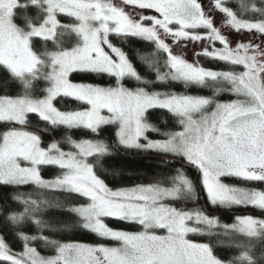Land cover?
I'll return each mask as SVG.
<instances>
[{
    "label": "snow or ice",
    "instance_id": "snow-or-ice-1",
    "mask_svg": "<svg viewBox=\"0 0 264 264\" xmlns=\"http://www.w3.org/2000/svg\"><path fill=\"white\" fill-rule=\"evenodd\" d=\"M258 2L261 6L241 4L249 17L245 19L238 18L230 0H45L42 22L26 35L13 32L18 51L6 58L12 42L6 45L3 28L5 22L11 24L13 13L9 0H0V66L7 67L25 88L23 95H0V125L5 128L0 131V187L35 186V196L32 192L5 197L22 204L23 210L7 217L12 230L0 229V264H224L211 244L188 238L203 234L201 226L210 236L223 235L232 246L245 249L237 259L253 264L249 255L253 246H264V217L237 216L232 224H220L205 209L186 207L198 200V194L182 170L172 176L158 174L153 183L113 190L89 162L93 158L99 164V158L109 153V144L102 139L77 141L67 133L56 140L54 134L84 128L99 137L105 126H111L114 143L125 149L180 157L194 167L212 206H252L264 212V190L230 186L221 180L234 176L264 182V0ZM221 14L224 20L217 26ZM58 15L73 17L77 24L61 25ZM59 28H70L79 38L75 47L59 48ZM225 28L251 36L236 42ZM112 37L153 46L138 53L143 71ZM33 39L51 42L57 50L38 54L31 46ZM189 42L208 46L189 53ZM161 54L166 56L163 66ZM192 55L222 62L228 70L206 68L191 60ZM45 66L51 69L47 74L40 72ZM74 74L99 77L101 82H73ZM42 76L48 84L43 95L28 94L33 81ZM129 81L136 86L129 87ZM171 82L185 88H212L213 95L152 90ZM225 93L236 98L221 102L218 97ZM58 98L85 107L61 110L56 106ZM152 109L170 113L181 130L163 131L151 123ZM30 115L38 116L45 126L28 129ZM153 134L162 138H152ZM62 143L71 150L64 151ZM45 166H57L62 174L45 179L41 172ZM46 190L84 198L86 203L70 210L79 227L119 246L61 242L45 235L58 229L43 214L51 207H62L58 200L43 198ZM106 219L138 225L142 231L116 230ZM26 223L35 226L38 235L14 231ZM231 233L240 238L232 239ZM10 237L22 242L21 251L13 250L7 242ZM36 245L55 254L42 256Z\"/></svg>",
    "mask_w": 264,
    "mask_h": 264
},
{
    "label": "trees",
    "instance_id": "trees-1",
    "mask_svg": "<svg viewBox=\"0 0 264 264\" xmlns=\"http://www.w3.org/2000/svg\"><path fill=\"white\" fill-rule=\"evenodd\" d=\"M29 0H20V6L16 8L13 16L14 23L17 25L21 31H27L30 24H38L45 17V9L43 4L37 5L36 7L31 6L28 2ZM241 4H248L249 6L252 4L259 5L258 0H230L229 6L233 9V11L237 12L238 18H249L244 16L243 9L240 7ZM148 14H151L149 11ZM59 21H61L64 25L72 24L75 21L70 16L58 15ZM59 33H62L60 37L59 48H71L72 46L77 45L79 38L69 29V28H60L58 29ZM225 34L228 32H232V37L238 38L243 37L241 33H236L234 30L225 28ZM241 39V38H240ZM113 43L121 47L125 52L129 53L130 57L133 59L134 64L137 65V70L143 71V64L139 60V54H144L147 51L153 50V46L147 44L144 41H139L137 43H128L127 41L122 40L121 38L112 37ZM171 43V41H168ZM206 45L205 42H201L196 44L195 46L189 42L188 43V52L193 53L197 50H201L202 46ZM217 45V44H216ZM31 46L35 52L38 54H42L44 52H54L57 50V45L47 42L45 43L42 40L33 39L31 41ZM191 60H198L199 63L206 67L212 68L215 70H228V66L219 61L210 60L204 56H195L192 55L189 57ZM166 56L161 54L160 64L163 66L164 60ZM45 65L48 64L45 58ZM50 67L45 66L40 69V72L43 74H47L50 72ZM167 70L162 67V71ZM239 71L240 69H236ZM143 74V73H142ZM150 75V74H149ZM71 80L75 82H87V83H100L99 77H94L86 74L73 75L70 77ZM154 79L153 77H149ZM105 83H107V78H105ZM48 85L43 78V76L33 81L31 88L29 89V93H36L38 96L43 95V88ZM128 85L130 87H135V81H129ZM153 91H164V92H175L179 94H189V95H198V96H206L212 97L213 90L212 88H206L203 86H191L189 88H185L182 83L171 82L165 83L162 86L152 89ZM25 93L24 84L20 79L14 78L12 76L11 71L7 67L0 66V95L7 94L10 96H18L23 95ZM235 99L236 97L231 96L227 93L222 94L218 97L220 101H226L230 99ZM56 106L61 110H76L82 109L85 107L80 102L74 101L70 98L59 99L56 102ZM151 116L149 117L150 122L156 124L163 131L166 130H178L180 127L176 122V119L171 116L170 113H166L165 110L160 109H152L150 110ZM35 115H30L29 118L34 117ZM32 121V120H31ZM2 128V127H0ZM29 129H34L28 126ZM71 132V131H70ZM62 132L58 131L54 134V138L57 139L58 135ZM77 135H81L78 132L72 131ZM103 134L105 136H100L107 141V144L110 145V152L104 156L99 158V164L95 162L93 158H89V162L93 163L94 170L97 175L100 176L101 179L105 180V183L112 188L113 190L117 188L131 187L138 184H149L154 182V178L160 175L172 176L178 170L177 168H181V170L193 181L194 186L196 187L198 200L194 202H188L186 207L188 208H196L200 207L205 209L210 215L216 216L221 224H232L234 218L238 215H254L257 217H264V212H262L258 208H254L252 206H232V207H223V206H212L206 199V196L201 188L199 183V176H197V170L193 168H187L179 163H169L166 164L162 159L158 158L161 155L153 152H141L133 149H125L119 148V152L115 150L111 142L108 138L113 139L111 135V126H105L103 129ZM108 137V138H107ZM45 141L49 140V137L45 135ZM114 140V139H113ZM147 154L149 156H142ZM163 157V156H162ZM179 159V158H177ZM181 162L182 159H179ZM185 163V162H184ZM42 176L44 178H54L61 173V169L57 166H45L41 169ZM223 183L240 187V188H249V189H257L264 190V182H254V181H246L241 178H237L234 176H224L221 177ZM35 186H23L19 188H4L0 187V229L4 232H8L12 230L10 228L9 222L7 221V217L12 212H19L23 210L22 204L16 203L14 201L9 202L5 197L16 195V194H28L32 193L35 196ZM200 195L202 198H200ZM34 198V197H33ZM43 198H48L53 201H60L62 207H51L44 214L43 219L48 221L49 224L56 227L58 231L51 232L48 231L45 235L50 238L59 240L61 242H79V243H108L109 240L105 238H101L97 236L95 233L85 230L82 227H79L78 217L75 213H72L70 210L79 206L80 204L86 203V200L82 197H79L76 194L67 193L63 191H51L46 190ZM178 207L185 205H177ZM105 222L111 228H121L126 230H134L137 231L141 229L138 225H131L126 222L117 221L113 219H106ZM6 225H9L6 227ZM14 231H30L31 234L38 235L36 232L35 226H30L27 223L22 225L19 229H15ZM217 231L222 232V229H218ZM232 239H239V235L237 233L230 234ZM190 238L196 242H205L209 243L213 246L215 250V254L218 258H220L223 262L228 264H248V260H240L237 259L242 255L245 249H237L232 246L228 239L225 236L220 235L217 237L210 236L209 234H191ZM221 240H224L221 243ZM12 245L14 251L22 250V242L15 241L13 238H9L7 241ZM37 250L45 255L52 256L54 255V250L43 247L42 245H36ZM250 258L253 264H264V246L254 245L253 250L249 253Z\"/></svg>",
    "mask_w": 264,
    "mask_h": 264
},
{
    "label": "rangeland",
    "instance_id": "rangeland-1",
    "mask_svg": "<svg viewBox=\"0 0 264 264\" xmlns=\"http://www.w3.org/2000/svg\"><path fill=\"white\" fill-rule=\"evenodd\" d=\"M31 5H33V4H36V5H42L43 4V6H44V2H45V0H29L28 1ZM9 5H10V7H9V10L10 11H12V13H13V15L11 16V24L9 25L7 22H5V25H4V28H3V31H4V36H5V42H6V45H7V43H8V41H11L12 42V46H11V48H8L7 49V52H8V55L6 56V58H9L10 57V54H11V52L12 51H18V49L16 48V44H15V38H14V36H13V32H18L19 34H21V35H26L28 32H29V30L30 29H32V28H34L36 25H38V24H40V23H38V24H30L29 25V27H28V29H27V31H21L22 29H19L18 27H17V25L14 23V20H13V16H14V12H15V10H16V8H18L21 4H20V0H9ZM75 22L74 23H72V24H66L65 26H73V25H76L77 24V21L73 18V17H71ZM57 20L59 21V19H58V16H57ZM223 20H224V17H223V15L221 14L220 16H218L217 17V26H220L222 23H223ZM59 23L61 24V25H64L61 21H59ZM70 29V28H69ZM59 30H60V28H59ZM57 31H58V29H57ZM241 34H242V36L243 37H245V36H247V37H250L251 36V34L250 33H246V32H240ZM233 37H230V39H232ZM240 38H242V37H238V38H235V40H236V42H240ZM246 42V41H245ZM76 46V45H75ZM75 46H72V47H75ZM205 46H208V45H203L202 46V48H201V50L203 49V47H205ZM233 47H235V44H233L232 45ZM71 47V48H72ZM216 47H220V45L217 43V45H216ZM70 49V48H69ZM53 52V51H52ZM46 62V61H45ZM14 63H18V61L17 62H14ZM240 70H242V69H240ZM239 70V71H240ZM165 71H167V70H165ZM25 79H28V80H31V77L30 76H26L25 77ZM71 79V78H70ZM73 81V80H72ZM73 82H75V81H73ZM48 85H46V87H47ZM129 87H130V85H128ZM46 87H44V88H46ZM43 88V89H44ZM160 92H164V91H160ZM175 93V92H174ZM28 94H30V95H32V96H36V97H40V96H38L36 93H32V91H31V93H28ZM177 94H179V93H177ZM189 95V94H188ZM234 99V98H233ZM230 100H232V99H230ZM230 100H226V101H224V102H227V101H230ZM221 102H223V101H221ZM68 110H72V109H68ZM76 110H82V109H76ZM106 114V113H105ZM30 119V121H31V123L28 125V126H30V127H32V128H43L45 125H44V123L42 122V121H40V119H39V117L38 116H34V117H32V118H29ZM27 126V127H28ZM5 130V128L3 127V128H0V131H4ZM61 130H63V131H65V132H63L62 131V133L61 134H59L58 135V137H57V139L56 140H61V138L65 135V133H67L68 135H71V137L74 139V140H77V141H79V140H84V139H93V140H96V139H102V140H104L105 141V143H107V141L104 139V138H102V137H97V136H93V135H90V136H84V135H77V134H75V133H72V132H69V130H66V129H61ZM72 130H83V131H86V132H89V133H91L89 130H87V129H84V128H79V129H72ZM178 130H181L180 128L178 129ZM178 130H166V131H178ZM114 131H115V129L113 128V127H111V135H112V137H113V139H114V141H115V136H114ZM152 138H162V137H158V136H156L155 134H153V136H152ZM116 145H117V147H119V148H123L122 146H119L117 143H116ZM44 146H47L46 144L44 145ZM61 147H62V149L64 150V151H69V150H71L70 149V147H69V145L68 144H66V143H62L61 144ZM109 152H110V149H109ZM153 153H155V152H153ZM158 155H161V154H159V153H157ZM161 156H163V155H161ZM164 157V156H163ZM167 157H170V158H179V159H181L180 157H173V156H167ZM186 163V162H185ZM178 170H181V168H177ZM198 172V171H197ZM197 176H199V183H200V185H201V188H202V184H201V178H200V174H199V172L197 173ZM55 178V177H54ZM54 178H45V179H54ZM189 178V177H188ZM190 179V178H189ZM223 182V181H222ZM132 187V186H131ZM203 189V188H202ZM204 192V191H203ZM205 194V193H204ZM205 196H206V194H205ZM206 199H207V197H206ZM75 207H77V206H75ZM248 215H250V214H248ZM238 216H245V215H238ZM252 216H254V215H252ZM215 218H217L216 216H214ZM237 217V216H236ZM254 217H257V216H254ZM257 218H260V217H257ZM218 219V218H217ZM233 223L235 222V218H234V220L232 221ZM106 223V222H105ZM221 224V223H220ZM110 227V226H109ZM202 228H203V234H208L207 233V227L206 226H201ZM113 229H116V230H124V231H129V232H138V231H142V229H139V230H137V231H134V230H126V229H121V228H113ZM157 234H164L163 232H158ZM190 235L191 234H189V236H188V238L189 239H191L190 238ZM107 240H109V239H107ZM192 240V239H191ZM194 241V240H193ZM194 242H196V241H194ZM85 244H91V245H98V244H104L105 246H109V247H118L119 246V242H117V241H114V240H109V242L108 243H85ZM18 252V251H17ZM41 254V253H40ZM42 256H45V255H43V254H41ZM45 257H48V256H45ZM224 264H228V263H226V262H224Z\"/></svg>",
    "mask_w": 264,
    "mask_h": 264
},
{
    "label": "water",
    "instance_id": "water-1",
    "mask_svg": "<svg viewBox=\"0 0 264 264\" xmlns=\"http://www.w3.org/2000/svg\"><path fill=\"white\" fill-rule=\"evenodd\" d=\"M0 127L3 128L4 126H3V125H0ZM28 129H29V128H28ZM62 131H63V130H60V132H62ZM70 131L78 132V133H80L81 135H84V136H90V135L95 136L94 134L89 133V132H86V131H83V130H70ZM63 132H65V131H63ZM102 136H105V135L103 134ZM107 138H108V137H107ZM108 139L110 140L112 147H113L115 150H117V151L119 152V150H118L117 147H116V144L114 143V140H113V139H110V138H108ZM142 156H149V155L144 154V155H142ZM158 158L162 159L164 162H165L166 159H168V160H170V161H176L175 163L182 164L183 166H185V167H187V168H193V169H195V168L192 167L191 165H186V163L181 162V161H180L179 159H177V158L162 157V156H160V157L158 156ZM200 198H202L201 195H200Z\"/></svg>",
    "mask_w": 264,
    "mask_h": 264
}]
</instances>
